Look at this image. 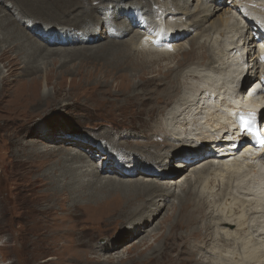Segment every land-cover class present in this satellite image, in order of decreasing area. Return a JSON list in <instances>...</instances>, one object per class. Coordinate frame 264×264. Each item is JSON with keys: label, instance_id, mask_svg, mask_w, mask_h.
Instances as JSON below:
<instances>
[{"label": "bare ground", "instance_id": "obj_1", "mask_svg": "<svg viewBox=\"0 0 264 264\" xmlns=\"http://www.w3.org/2000/svg\"><path fill=\"white\" fill-rule=\"evenodd\" d=\"M85 1H19L18 6L30 4L34 6L32 10L44 13L42 17L32 13L34 18L59 23L61 28L56 31L53 26L42 30L34 24L30 26L31 12L15 10L11 3L7 8H13L17 18L0 12V86L7 84L16 65L20 72L15 83L21 85V91L13 93L11 109L0 107V125L17 126L21 120L15 116L19 107L35 102L36 108L50 98L45 85L41 92L38 89L41 72L47 83V61L62 60L64 64L83 58L90 49L54 50L52 46L93 45L101 41L88 54H98L100 59L95 58L103 68H108L110 75L128 73L139 79L131 83L128 76L123 77L129 83L122 93L128 94V100H135L131 111L134 110L137 120L127 124L130 130H122L121 134L98 133L108 140L104 142L110 148L103 145L97 149L95 141L82 138L86 153L90 151L95 158H103L97 170L84 152L71 153L72 141L67 138L70 132L62 133L58 149L53 143L46 147L52 148V168L41 178L49 180L52 210L61 207L70 216L77 209L83 214L111 211L113 219L123 223L119 233L108 242L89 246L81 254L102 256L99 254L121 248L120 239L129 241L135 236V240L139 238L135 251L148 244L153 252L148 257L139 254V264H152L157 261L156 256H166L168 237L163 234L154 239H160L155 248L144 238L168 224V228L175 225L184 230L183 246H187L188 254L195 255L190 257L189 264H264V172L243 158L238 159L240 163L234 159L249 148L247 136L237 135L230 126H220V131L214 129L216 135L208 134L223 107L247 113L249 104L239 101V90L243 91L253 79L262 83L260 98L264 97V71L256 70L260 64L264 66V56L254 52L257 45L264 44V0H148L147 4L107 5L100 0ZM103 24L110 26L101 34ZM78 26L81 34L74 35L72 29ZM25 28L33 34L29 35ZM34 35L45 39V43L36 42ZM12 52L15 55L10 57ZM188 52H198L196 57L200 58L191 57L185 63H176V68L168 67L166 61L181 54L185 58ZM4 67H8L6 75ZM147 86L150 90H145ZM56 91L54 88V97ZM5 97L8 96L1 92L0 102ZM159 100L166 105H156ZM129 108L120 109L131 112ZM255 117L258 125H264L261 114L256 113ZM136 126L140 131H131ZM217 133H223L219 142ZM13 145L20 147L18 142ZM228 147H233V151ZM186 148L190 149L183 150ZM33 157L29 156L21 165L26 167V174L33 171ZM169 202L173 204L168 205ZM165 208L172 212H165L152 226L153 219ZM97 229L108 230L98 225L84 231ZM144 232L148 235L140 238Z\"/></svg>", "mask_w": 264, "mask_h": 264}, {"label": "rangeland", "instance_id": "obj_2", "mask_svg": "<svg viewBox=\"0 0 264 264\" xmlns=\"http://www.w3.org/2000/svg\"><path fill=\"white\" fill-rule=\"evenodd\" d=\"M19 1L20 0H0V12H5L12 18H17L15 10L18 9L23 12V9H27L29 13L31 12L30 17L33 16V14L39 15L40 17L43 16L44 13L37 12L36 8L32 10L34 6H30V4H28V6L26 4L25 6H18L20 4ZM100 1H103V5L112 2H118L120 4L129 2L130 4H136L138 2L147 4L146 2H148V0H136V2L135 0ZM51 2L52 0H47L46 3L50 4ZM83 3L87 7L86 4L88 2L85 1ZM8 4L13 6L15 10L13 8L9 9L10 6L7 8ZM195 4L196 2L193 1L192 7H194ZM113 5L117 6L118 4L113 3ZM42 8L48 9V7ZM108 11H110L109 8ZM24 16L27 17L26 15ZM37 16V19L33 16V20L29 21L30 26L34 24L40 29L42 27L53 26L55 31L61 28V25L56 21ZM103 16L105 17V15ZM103 16L100 15V18H104ZM25 22L26 21L22 20L21 23L25 24ZM79 25L83 26L85 24L81 23ZM110 25L103 24L99 29L100 33H104L103 31ZM80 28L81 27L78 26L77 29H72L74 35L81 34V32H79ZM24 30L28 34H33L32 31L26 28ZM34 36L36 42H40L41 44L43 42L45 43V39L43 40L37 35ZM192 36L191 34L188 38ZM247 36L249 37V34H247ZM100 43L102 42L100 41L93 45L69 47L52 46L50 48L54 50H58V48L72 50L77 47H89V50L93 51ZM89 50L83 58H77L70 62L67 60L64 64H62V60L61 62L54 63H51V60L47 61L44 69V71H47V75H49L47 83H44L41 77L43 74L41 72V74H39L40 78L38 79V89L41 92L45 85L47 91L51 94L50 98L41 102L36 108H34V106L37 105L35 102L29 103L25 107L24 105L21 108L19 107V111H17L18 115L15 116H19L21 120H19L17 126H11V124H7L6 126L0 125V264H139L140 259H142V257L138 258L139 254L140 256L148 257L153 253L148 244L141 245L138 250L135 251L134 246L138 243L139 238L135 240L134 236L130 238L129 241H124L125 238L120 239L123 240L121 242L122 244H120L121 248L105 254L100 253L99 255L102 256H98V254L96 255L94 253L87 255L81 254V251L88 250L89 246H102L105 241L108 242L107 240L110 237L119 233L123 223L113 219L114 216L110 214L111 211L106 214H83L82 210L79 211V209H77L70 216L67 214V211L63 210L61 207H54L52 210V191L49 188V180H43L41 178L42 174H45L52 168V148H46L47 145H52L53 143L58 149L61 145L60 139L63 137L62 133H65V131L71 133L67 136V138L72 141V144H70L71 153H75L76 150L84 152V156L92 160V167L94 166L97 170L98 167L102 165L103 158L101 159L102 156L95 158L90 151V153H86V149H82V145L84 144L82 138H84L85 141H95L94 144L95 147H98L97 149L101 148L100 146L103 145L106 148L107 146L110 148V146L104 142H108V140L99 137L98 133L104 132L111 134L117 131L121 134L122 130L129 129L127 124L135 122L134 110L131 111L135 100H128V94H123L122 91L125 92V86L129 83V80H124L123 77L128 76L126 78H130V82H138L139 79L136 77L137 75L124 73L115 76L113 74L114 77L108 74V68H103L100 60H97L99 55L88 54ZM197 53L198 52H188V56L186 55L185 58L183 54H181L177 59H170L166 61V63H168V67H175L174 65L176 63H185L191 57L199 59L200 57H196ZM9 55L13 57L15 54L12 52ZM191 63H193V61ZM5 64L6 62H4V65ZM3 69L6 75L8 67H4ZM14 69L13 67V73L8 76L7 84L0 86V93L3 92V94L8 96L1 100L0 107H5L7 110L11 109V98L15 96L17 91H21L20 82L18 84L15 83L20 69L18 65H16L15 71ZM54 88L57 90L55 97L53 94ZM145 90H150V87L147 86ZM139 91L141 93L140 89ZM14 92L15 94L13 95ZM154 103L151 105H154ZM155 104L158 106L166 105L162 100H159ZM129 106L131 112H125L120 109ZM5 116L8 117L13 115L5 114ZM156 118L152 119L155 120ZM132 129L131 131L134 132L140 131L137 126ZM33 141H37L38 144H33ZM16 142L19 143L20 147H15L13 145V143ZM78 144L81 146L76 147ZM97 149L96 151H98ZM189 149L190 148H186L183 150ZM110 151L113 152L114 150L111 149ZM116 151L121 150L116 149ZM17 152H20V155H18ZM29 156H34L33 171L30 174H26V167L24 168L21 165ZM181 173L183 172H180V174ZM188 174L189 173L185 174V176ZM137 178L138 177L135 179ZM45 182L47 184H45ZM51 182L52 180H50V183ZM50 186L52 187V185ZM172 200L174 201L173 198ZM167 204L172 205L173 202ZM166 208L157 216L158 219H153L151 223L152 226L157 223L165 212L169 214L172 212L166 210ZM39 209L41 210L40 212ZM196 215H200V212L196 213ZM95 224L96 226L99 225L108 230L106 232L99 229L92 231L93 228H96V226H94ZM200 224L203 223L201 222ZM190 225L191 227L195 226L194 224ZM168 227L169 225L166 224L163 229L157 228V231L152 232L150 235L144 232L140 236L141 238L142 236L148 235L144 239H146L145 242L148 241L154 245H152V248H155L160 243V239L157 242H154V239L163 234L168 237L167 243L169 247L165 250L166 256H156L157 261L152 264H189L188 261L190 257H194L195 255L192 254L191 256L188 254L190 251L187 246H183V238L186 235L184 230L181 228L179 229L178 226L175 225L170 228ZM149 228L150 226L148 229ZM85 229L92 230L84 231ZM153 234L155 235L153 236ZM84 243H87V246H84ZM189 246L191 247V245ZM59 249L60 251H58ZM69 249L70 251H68ZM196 258L198 259L199 257L196 256Z\"/></svg>", "mask_w": 264, "mask_h": 264}, {"label": "snow or ice", "instance_id": "obj_3", "mask_svg": "<svg viewBox=\"0 0 264 264\" xmlns=\"http://www.w3.org/2000/svg\"><path fill=\"white\" fill-rule=\"evenodd\" d=\"M239 120H240V126H241V129L243 130V129L246 127L248 121H246L245 118H244L243 116H241V117L239 118ZM261 145H264V141H261Z\"/></svg>", "mask_w": 264, "mask_h": 264}]
</instances>
